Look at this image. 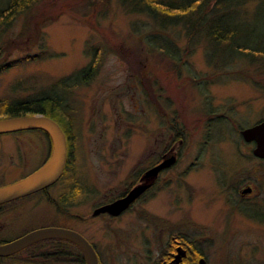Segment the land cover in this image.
<instances>
[{"label": "rangeland", "instance_id": "rangeland-1", "mask_svg": "<svg viewBox=\"0 0 264 264\" xmlns=\"http://www.w3.org/2000/svg\"><path fill=\"white\" fill-rule=\"evenodd\" d=\"M95 2L37 0L0 27V65L7 64L0 69V100L47 91L100 51L93 75L72 85L67 97L77 107L70 171L85 189L76 204L53 206L39 194L5 207L0 241L33 227L74 225L94 240L102 264H153L166 236L184 229L204 264H264V158L240 133L264 119V74L240 56L224 67L209 62L204 40L187 46L177 26L167 30L183 52L173 73L166 54L148 42L156 30L148 14L129 11L120 0H110L103 12ZM35 52L44 54L12 61ZM38 130L0 133V185L47 157L48 140ZM171 153L175 162L131 205L157 215L154 222L147 216L136 225V210L92 217L94 206L121 194L142 168ZM70 180L61 176L48 192L57 197ZM246 183L253 191L241 198L237 189ZM19 255L0 264L81 263Z\"/></svg>", "mask_w": 264, "mask_h": 264}, {"label": "trees", "instance_id": "trees-1", "mask_svg": "<svg viewBox=\"0 0 264 264\" xmlns=\"http://www.w3.org/2000/svg\"><path fill=\"white\" fill-rule=\"evenodd\" d=\"M35 1L37 0H0V27L6 25ZM109 1L98 0L103 12L109 7ZM120 2L129 11L144 12L153 19V29L156 30L148 34V42L166 54L167 63L172 67L173 73H178L182 65L183 52L167 30L177 26L179 30L185 31L187 46L193 47L200 38L204 40L205 56L209 62L224 67L230 64V59L240 56L254 65L257 74H264V0H120ZM95 3V0H86L88 6ZM43 44L42 42L41 50L45 48ZM42 52L24 55L12 61L20 63L42 56L44 54ZM99 58L100 51L94 54L88 65L58 78L47 91L11 101L0 100L1 117L42 113L55 119L62 127L67 143L62 176L71 178L70 185H66L59 196L64 202L70 199L76 200L85 189L76 182V177L70 171L74 165L76 137L73 110L75 111L77 107L67 101L68 90L72 85L86 82L93 75L100 62ZM6 66L7 64H1L0 69ZM37 129L42 131L48 140V157L51 151V138L44 129ZM6 203L0 204V212L7 207L4 206ZM2 238L0 235V240ZM60 239L59 237L40 239L12 254L0 256V259L21 256L19 254L22 252H26L27 257L32 259L35 256L59 259L57 253L60 252V244L63 252L70 254L66 250H69L67 248L69 243ZM191 246L192 251L197 254L199 252L197 248ZM65 255L66 253L64 260H69Z\"/></svg>", "mask_w": 264, "mask_h": 264}, {"label": "water", "instance_id": "water-1", "mask_svg": "<svg viewBox=\"0 0 264 264\" xmlns=\"http://www.w3.org/2000/svg\"><path fill=\"white\" fill-rule=\"evenodd\" d=\"M34 128H42L47 131L51 138V152L37 168L25 176L0 185V203L45 188L56 182L62 175L67 154V143L64 131L55 119L42 113L0 118V133ZM240 133L245 141L253 142L252 153L264 158V119L241 128ZM175 160L176 155L174 153L166 155L158 163L147 168L144 176L157 175L160 169L171 165ZM147 186L148 183H138L131 187L125 195L103 203L94 212L108 211L117 214L127 207ZM249 190H251L250 186L243 189V191ZM49 237H62L77 243L83 251L86 264H99L94 247L80 232L56 225L36 227L13 239L0 242V256L12 254L37 240ZM199 264H204L203 257H200Z\"/></svg>", "mask_w": 264, "mask_h": 264}, {"label": "flooded vegetation", "instance_id": "flooded-vegetation-1", "mask_svg": "<svg viewBox=\"0 0 264 264\" xmlns=\"http://www.w3.org/2000/svg\"><path fill=\"white\" fill-rule=\"evenodd\" d=\"M4 117H9V116H4ZM4 117L0 116V118H4ZM21 130H23V129H21ZM17 131H10V132L18 133ZM39 132L44 134L42 131H39ZM6 133H8V132H6ZM165 156H166V154H163L161 157H158L155 161L151 162V164H149L148 166L142 168L139 171L138 179L135 180L134 184L131 185L130 187L125 188V190H123V192L121 194H119L118 196L115 197V198H117L119 196L125 195L131 187H133L134 185H136L138 183H148V186L145 188V190L142 191L127 207H125L123 210H121L117 214H112V213H110L108 211H98L97 213L94 212V210L96 208L100 207V205H102L103 203H106V202H109V201L115 199V198H113V199H111L109 201L101 202L97 206H94L92 211H91L92 217L102 216V217H104L107 220V218H109V219L110 218H115V217L123 215L124 213L129 212L131 210H136L137 213H138V220H136V222H135L136 225H141L143 222L146 223L148 221L146 219L147 216L149 217V219L152 222H154V216L157 217V215L152 213L150 210L144 208L143 206H138L137 207V206H131V205L136 200H139V198L145 196L147 193H149V191H151L154 188V186L156 185V181L158 179L159 173L164 168H167V167H163L162 169H160L158 171L157 175H155V176L145 177L144 173H145L147 168H149L150 166L158 163ZM176 158H177V156H176ZM41 163L42 162L37 164V166L34 167L32 170L37 168ZM29 172L30 171H27V172L23 173L21 176L16 177L15 179H13V181L25 176ZM247 186H250L251 190L243 191V189L245 187H247ZM49 187H50V185L45 187V188L40 189V191L38 190V191H35L32 194L30 193V194L24 195V197L20 196L18 198H14V199H11L9 201H6L7 203L4 206H7V207L11 206V208H12V206H15V205L18 206L17 205L18 201H20V200L24 201V200H26V198H31V197H32V199H35V197L37 195H39V194L45 196L47 198V200L49 201V203L52 204L53 206H63V204H73V203L76 204L77 203V202H75L76 201L75 199H70V200L65 201V202L62 201L61 197L59 199V196H60L61 193L57 194L58 195L57 197L50 195V193L48 192V188ZM237 190H239V195H240L241 198H246L247 196L249 197V195H251V193L253 191V188H252V186L250 184L246 183L245 186L240 187ZM59 200H61L62 202L59 201ZM3 203H5V202H3ZM0 204H2V203H0ZM241 207H242L241 209L244 210V211L247 208H249V206L248 207L247 206H241ZM79 216H80V214H79ZM81 217L83 218V216H81ZM86 218L88 220V217H86ZM143 219H145V220H143ZM63 227H67V226H63ZM33 228H36V227H33ZM33 228H30V229H33ZM68 228H72V229L80 232L91 243V245L94 247V249H95V251L97 253L99 264H102V262L100 260L99 251H98L97 245L94 242V240L91 237L88 238L89 235L87 233H85L84 231H81V229H79V228H76L74 225H72L71 227L68 226ZM30 229L25 230L24 232L20 233L19 235L29 231ZM83 232L86 235H88V237L85 236V234ZM19 235H17V236H19ZM17 236H15V237H17ZM15 237H12V238H9V239H13ZM166 237L167 238H166L165 243L162 244V247L159 248L158 252L155 255L153 264H199V259H200V257H202V255L199 252L197 254H195V252L192 251L190 235H189L188 232H186V230H184V229L179 230L177 233H172L171 235H168ZM59 238H61L60 239L61 241L63 240L66 243H69V246L67 247V248H69V250L68 249H66V250L69 251L70 254H67V252H63L62 244H60V246H59V251L60 252L57 253L59 255V259L58 258L54 259L55 262H57V261H60V262H63V263L69 262L68 260H64V253H66V255H65L66 258H69V260L71 262L75 261L76 259L77 260L79 259L81 261L80 264H86L83 251H82V249L80 248V246L77 243H75V242H73V241H71L69 239L65 240L66 238H62V237H59ZM9 239H4L3 241L9 240ZM3 241H1V242H3ZM176 254H178V256H176Z\"/></svg>", "mask_w": 264, "mask_h": 264}]
</instances>
